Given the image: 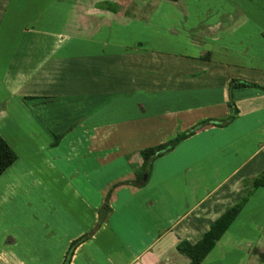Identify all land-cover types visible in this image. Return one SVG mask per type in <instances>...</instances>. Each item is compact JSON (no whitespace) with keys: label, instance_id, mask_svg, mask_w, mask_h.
Wrapping results in <instances>:
<instances>
[{"label":"crops","instance_id":"0c3cea01","mask_svg":"<svg viewBox=\"0 0 264 264\" xmlns=\"http://www.w3.org/2000/svg\"><path fill=\"white\" fill-rule=\"evenodd\" d=\"M141 2L0 0V135L18 154L0 205L40 189L0 220V264H62L85 234L70 264H191L184 247L231 210L199 264H264V187L251 182L264 173V91H229L264 86V0ZM231 96L229 124L157 158L143 186L113 190L97 226L142 149L227 118Z\"/></svg>","mask_w":264,"mask_h":264},{"label":"trees","instance_id":"16d2710c","mask_svg":"<svg viewBox=\"0 0 264 264\" xmlns=\"http://www.w3.org/2000/svg\"><path fill=\"white\" fill-rule=\"evenodd\" d=\"M128 0H121L122 4H126ZM172 2L178 1V0H169ZM243 87H257L264 91V86H260L253 82H248L244 80H237L233 79L229 83V91H231L234 88H243ZM229 107H231V114L222 120H203L194 127L177 133L175 136L170 138L164 143L153 145L146 147L141 150V155L143 157V163L141 167L136 171V179L135 180H125V181H119L115 184H113L107 194L106 200L104 205L102 206L100 210V221L97 226H99L107 213L108 210V203L110 195L112 194L113 190H115L117 187L125 184H132L136 187H141L145 183L143 182V176L145 173H147V176L151 170L152 163L159 157L167 154L168 152L172 151L180 142L185 140L186 138L192 136L195 134L198 130L202 129L203 127L207 125H213V126H225L229 124L237 115V108L235 106V103L232 99V96L229 100ZM58 141V139H57ZM56 141V142H57ZM53 143V144H56ZM18 159L17 152L9 145V143L0 135V175H2L9 167H11ZM249 182V181H248ZM256 186H263L264 187V173L260 174L256 178H254L252 181ZM232 213L233 210L227 212L226 215H224L221 219H219L211 228V230L204 236L202 241L198 243L195 246H185V252H187L191 258V264H199L203 256L213 247L215 240L221 235V233L225 230L227 225L232 219ZM90 237L89 234H85L75 240H73L67 250L65 259L62 264H70L73 252L75 249L86 239Z\"/></svg>","mask_w":264,"mask_h":264},{"label":"rangeland","instance_id":"374dc122","mask_svg":"<svg viewBox=\"0 0 264 264\" xmlns=\"http://www.w3.org/2000/svg\"><path fill=\"white\" fill-rule=\"evenodd\" d=\"M139 3H142L141 0H137ZM116 136V138H120L122 139L123 141H125V135H126V132H114V134ZM113 136V137H115ZM129 138H130V134H128ZM132 136V135H131ZM134 136H137V134L135 133ZM10 145L13 144V143H9ZM21 144V143H20ZM22 145L24 146L25 143H22ZM12 146V145H11ZM14 146V145H13ZM14 148V147H13ZM16 148V147H15ZM18 148V147H17ZM16 148V149H17ZM18 151V150H17ZM20 151H18L19 153ZM22 157V156H21ZM24 158V156H23ZM145 175V174H144ZM144 177V176H143ZM43 179L45 180V177H43ZM119 181H122V180H116L114 182L111 183V185L108 187L107 190L110 189V187L119 182ZM22 182H25L24 187H29V185L32 187V186H36V187H40V186H37L35 185L34 181L32 179H25V180H22ZM34 183V184H33ZM12 187H15V185H12ZM22 188V187H20ZM35 188V187H34ZM38 190V192H37ZM18 187H16V189H12V194L10 196H8V200L6 203H4L5 205L1 207L0 205V220H4V219H7L9 218L10 216L13 217V216H17V214L19 215V213L16 212V209L18 208V204L21 202V199H23L24 203L27 201H31V202H36V199H37V195L39 197L40 195V189L36 188V190L33 192V193H30V191H26V193L23 194V196H21L22 194H18ZM29 192V193H28ZM17 193V194H16ZM2 197H0L1 199ZM43 198V197H42ZM28 215H26V212L25 213H22L20 215V217H18L17 219H22L23 218H26Z\"/></svg>","mask_w":264,"mask_h":264},{"label":"water","instance_id":"95a60500","mask_svg":"<svg viewBox=\"0 0 264 264\" xmlns=\"http://www.w3.org/2000/svg\"><path fill=\"white\" fill-rule=\"evenodd\" d=\"M147 179V173H145L144 177H143V182Z\"/></svg>","mask_w":264,"mask_h":264}]
</instances>
